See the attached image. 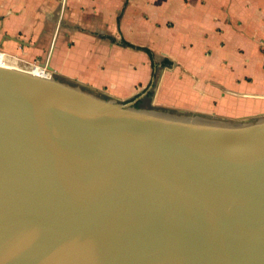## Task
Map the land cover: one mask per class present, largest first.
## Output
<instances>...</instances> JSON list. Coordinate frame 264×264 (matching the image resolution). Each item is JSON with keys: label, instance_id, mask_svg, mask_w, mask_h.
<instances>
[{"label": "water", "instance_id": "95a60500", "mask_svg": "<svg viewBox=\"0 0 264 264\" xmlns=\"http://www.w3.org/2000/svg\"><path fill=\"white\" fill-rule=\"evenodd\" d=\"M173 111L0 67V264H62L49 240L82 227L123 264H264V114Z\"/></svg>", "mask_w": 264, "mask_h": 264}, {"label": "crops", "instance_id": "0c3cea01", "mask_svg": "<svg viewBox=\"0 0 264 264\" xmlns=\"http://www.w3.org/2000/svg\"><path fill=\"white\" fill-rule=\"evenodd\" d=\"M0 49L120 100L264 114V0H0Z\"/></svg>", "mask_w": 264, "mask_h": 264}, {"label": "bare ground", "instance_id": "6f19581e", "mask_svg": "<svg viewBox=\"0 0 264 264\" xmlns=\"http://www.w3.org/2000/svg\"><path fill=\"white\" fill-rule=\"evenodd\" d=\"M30 63L31 61L29 60L21 61L20 59L14 56H10L9 54H7V56L6 55L3 56L0 53V67L24 70V71L37 75V72L35 71L34 68L30 66ZM44 63L52 71L51 66L49 64V60L46 59ZM43 78H46V77H43ZM51 78H53V76ZM8 173L11 176H7L9 177L7 179L13 178V179H17V181L23 177L22 175H24V173H19V172H16L15 170H10L8 171ZM3 176H4V173L0 172V180L3 178ZM14 181L17 182L16 180ZM12 186L13 185H11L6 191H10ZM63 207L64 206L60 204V208L62 209ZM50 216L46 219L48 221L47 222L48 226L44 222L45 227H43V229H45L46 232H48L49 230L50 231L54 230L53 228L55 226V220L53 217L50 218ZM18 220H19L18 217L17 218L10 217L9 220H7L6 222L4 221L5 223L3 222V224L5 225H3L4 227L2 231L9 230V232H12V231L17 230V228L14 227L13 224L15 223L17 224L19 222ZM21 220L25 221L27 219H21ZM90 221L96 227L103 226V231L100 229H96V230H100V232L107 233L111 231L112 221H106V220L97 221L95 219H91ZM38 222L43 223V220L38 221ZM82 228H80L79 230L77 229L76 231L72 233L68 232L64 235L61 234L58 236H54V238L51 237V239L48 242L49 247L53 246L51 247L52 249L54 248L55 245H57L59 249H57L58 252L56 253L65 254L67 256V258L64 260L65 262L73 261L75 255H78L81 253L80 249H87V248H83L82 246L87 242L86 240L89 238L92 242V247L89 248L91 249V251L88 253L87 261L85 262L82 260L80 264H123L129 261L128 256L126 255L127 249L129 250V247L126 243H122V244H120V242L117 243V240L114 239L113 235L105 234V236H101L100 234H98L91 228L89 229L88 228L82 229ZM108 228L110 229V231H108ZM30 230L31 229L29 230L25 229V230H22V232L20 231L19 233L21 235H25V233L27 234ZM47 236L48 235H44L42 237L45 238ZM65 262H63L62 264H67Z\"/></svg>", "mask_w": 264, "mask_h": 264}, {"label": "built area", "instance_id": "2783aa9c", "mask_svg": "<svg viewBox=\"0 0 264 264\" xmlns=\"http://www.w3.org/2000/svg\"><path fill=\"white\" fill-rule=\"evenodd\" d=\"M0 53L4 56H7V53L3 50L0 49ZM45 62V61H44ZM44 62H40V61H35V62H31L30 66L32 68L35 69V71L37 72V76L40 77H46V78H51L53 76V74L55 75V73H53ZM35 75V74H34Z\"/></svg>", "mask_w": 264, "mask_h": 264}, {"label": "rangeland", "instance_id": "374dc122", "mask_svg": "<svg viewBox=\"0 0 264 264\" xmlns=\"http://www.w3.org/2000/svg\"><path fill=\"white\" fill-rule=\"evenodd\" d=\"M10 56H14V57H16V58H18V59H20V60H23V61H26V59H24V58H22V57H18V56H16V55H12V54H9ZM53 73H54V71H53ZM55 75L53 74V77H54ZM99 94H101V95H103V93H100V92H98ZM153 103V100H152V98H150V99H148V100H145L144 101V103L141 105V107L142 108H145V109H155V108H158L157 106H156V104L154 103V104H152ZM160 108V107H159ZM162 109H164V108H162ZM167 111H173V110H169V109H167V108H165ZM174 112V111H173ZM246 119V118H245Z\"/></svg>", "mask_w": 264, "mask_h": 264}, {"label": "flooded vegetation", "instance_id": "af4514ba", "mask_svg": "<svg viewBox=\"0 0 264 264\" xmlns=\"http://www.w3.org/2000/svg\"><path fill=\"white\" fill-rule=\"evenodd\" d=\"M7 53V52H6ZM7 54H11V53H7ZM17 56V55H16ZM19 57V56H18ZM22 61V60H21ZM140 105H141V103H140ZM158 108L160 107V108H164L165 109V107H162V106H158V105H156ZM167 109H169V108H167ZM170 110H172V109H170Z\"/></svg>", "mask_w": 264, "mask_h": 264}, {"label": "trees", "instance_id": "16d2710c", "mask_svg": "<svg viewBox=\"0 0 264 264\" xmlns=\"http://www.w3.org/2000/svg\"><path fill=\"white\" fill-rule=\"evenodd\" d=\"M137 106H140V102H139V103H137Z\"/></svg>", "mask_w": 264, "mask_h": 264}]
</instances>
